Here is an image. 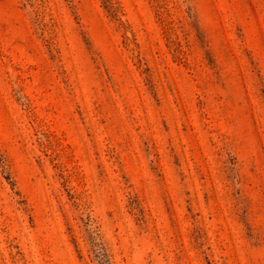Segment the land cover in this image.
<instances>
[{
    "label": "rangeland",
    "instance_id": "374dc122",
    "mask_svg": "<svg viewBox=\"0 0 264 264\" xmlns=\"http://www.w3.org/2000/svg\"><path fill=\"white\" fill-rule=\"evenodd\" d=\"M0 264H264V0H0Z\"/></svg>",
    "mask_w": 264,
    "mask_h": 264
}]
</instances>
